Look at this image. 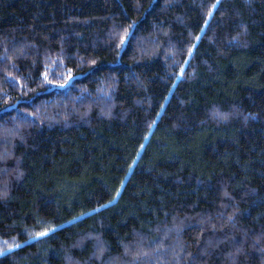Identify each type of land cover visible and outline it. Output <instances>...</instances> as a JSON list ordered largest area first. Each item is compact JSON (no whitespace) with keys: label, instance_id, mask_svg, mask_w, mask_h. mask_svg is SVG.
<instances>
[{"label":"trees","instance_id":"obj_1","mask_svg":"<svg viewBox=\"0 0 264 264\" xmlns=\"http://www.w3.org/2000/svg\"><path fill=\"white\" fill-rule=\"evenodd\" d=\"M0 264H264V0H0Z\"/></svg>","mask_w":264,"mask_h":264}]
</instances>
